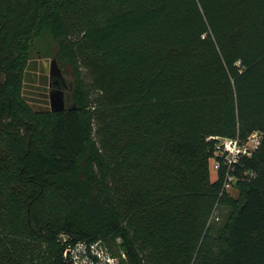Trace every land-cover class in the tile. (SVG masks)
Listing matches in <instances>:
<instances>
[{"label":"trees","instance_id":"obj_1","mask_svg":"<svg viewBox=\"0 0 264 264\" xmlns=\"http://www.w3.org/2000/svg\"><path fill=\"white\" fill-rule=\"evenodd\" d=\"M35 51L62 111L24 95ZM256 131L211 181L216 138ZM79 243L264 264V0H0V264H70Z\"/></svg>","mask_w":264,"mask_h":264},{"label":"built area","instance_id":"obj_2","mask_svg":"<svg viewBox=\"0 0 264 264\" xmlns=\"http://www.w3.org/2000/svg\"><path fill=\"white\" fill-rule=\"evenodd\" d=\"M218 141L214 158L210 159L212 163L210 169L217 174L220 164L228 167V170L237 165L242 158H249L260 146L262 134L260 132L251 133L246 140L241 141L238 138H216ZM250 176H253L250 174ZM234 178L227 172L224 181V189L232 188ZM63 256L70 264H118V259L106 254L105 250L97 243L83 244L79 243L75 247L65 250Z\"/></svg>","mask_w":264,"mask_h":264},{"label":"rangeland","instance_id":"obj_3","mask_svg":"<svg viewBox=\"0 0 264 264\" xmlns=\"http://www.w3.org/2000/svg\"><path fill=\"white\" fill-rule=\"evenodd\" d=\"M35 60L34 70L29 73V79H33V83L26 82L25 85V93L24 95L28 98L29 103L32 104L34 108L36 107H49L48 98L46 96V89L48 87V77L51 73V60L50 56L40 55L38 52H33V59ZM30 74L33 77H30ZM52 86L56 85H64L61 81L60 77H57L56 74H53L50 78ZM63 87V86H62ZM64 93H67L66 86L63 88ZM212 163L209 161V172H210V180L215 179V173L210 169ZM229 193L233 196H236V190L230 188Z\"/></svg>","mask_w":264,"mask_h":264},{"label":"water","instance_id":"obj_4","mask_svg":"<svg viewBox=\"0 0 264 264\" xmlns=\"http://www.w3.org/2000/svg\"><path fill=\"white\" fill-rule=\"evenodd\" d=\"M50 66H51V73L49 74L50 78L52 77L53 74H56L57 77H60L59 73L54 67L55 66L54 62H51ZM62 86L56 85L53 87L51 82L49 84V87L52 88V90L49 93V102H48L49 110L51 112H59L64 110L65 104L68 101V94L64 93L63 91L65 85Z\"/></svg>","mask_w":264,"mask_h":264},{"label":"flooded vegetation","instance_id":"obj_5","mask_svg":"<svg viewBox=\"0 0 264 264\" xmlns=\"http://www.w3.org/2000/svg\"><path fill=\"white\" fill-rule=\"evenodd\" d=\"M50 78H48V87L47 88H45L46 90V96H47V98H48V102H49V93H50V91L52 90V88H50L49 87V84H50Z\"/></svg>","mask_w":264,"mask_h":264}]
</instances>
